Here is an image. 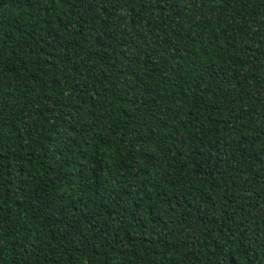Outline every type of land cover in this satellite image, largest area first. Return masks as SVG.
<instances>
[{
    "label": "trees",
    "instance_id": "trees-1",
    "mask_svg": "<svg viewBox=\"0 0 264 264\" xmlns=\"http://www.w3.org/2000/svg\"><path fill=\"white\" fill-rule=\"evenodd\" d=\"M0 264H264V0H0Z\"/></svg>",
    "mask_w": 264,
    "mask_h": 264
}]
</instances>
